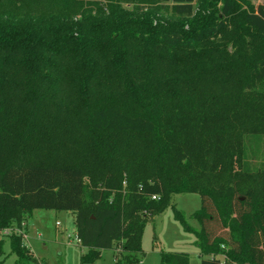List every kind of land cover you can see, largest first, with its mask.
Wrapping results in <instances>:
<instances>
[{
    "label": "trees",
    "instance_id": "16d2710c",
    "mask_svg": "<svg viewBox=\"0 0 264 264\" xmlns=\"http://www.w3.org/2000/svg\"><path fill=\"white\" fill-rule=\"evenodd\" d=\"M108 1L0 21V231L64 211L80 263L119 245L113 264H137L148 219L196 194L197 229L172 212L200 264H264V6L166 0L167 21ZM7 239L16 264L35 262Z\"/></svg>",
    "mask_w": 264,
    "mask_h": 264
},
{
    "label": "rangeland",
    "instance_id": "374dc122",
    "mask_svg": "<svg viewBox=\"0 0 264 264\" xmlns=\"http://www.w3.org/2000/svg\"><path fill=\"white\" fill-rule=\"evenodd\" d=\"M108 0H0V21H21L59 16L95 15L106 12ZM250 6H264V0H249ZM130 15L153 14L155 19L175 21L171 3L166 0H119L117 3ZM200 2L194 4L195 13ZM242 9L247 10L245 5ZM186 28V26H185ZM259 161V160H258ZM257 161V162H258ZM172 207L179 211L188 225L197 229V222L192 214L199 209L200 199L196 194H176L170 198V205L163 212L150 217L145 223L141 237L142 253L137 264H159L161 252L186 253L189 264H200L198 251L194 246V235L184 232L174 220ZM23 230L26 239L22 244L32 252L35 262L29 264H82L80 256L86 253L74 243L73 217L64 211L33 210L25 219ZM8 236L0 235L3 240L0 264H16L15 256L10 253ZM120 256L119 245L113 250L101 251L93 264H113ZM121 264H124L122 259Z\"/></svg>",
    "mask_w": 264,
    "mask_h": 264
},
{
    "label": "built area",
    "instance_id": "2783aa9c",
    "mask_svg": "<svg viewBox=\"0 0 264 264\" xmlns=\"http://www.w3.org/2000/svg\"><path fill=\"white\" fill-rule=\"evenodd\" d=\"M151 199L152 200H157L158 197L157 196H151ZM11 234H14V235H17V236H21V239L25 240L26 239V234L24 233V230H23V223L21 224L20 228L17 227V226H12V227L5 228V229L0 231V235H2V236H9ZM74 243L76 245L79 244V240L77 239L76 235L74 237Z\"/></svg>",
    "mask_w": 264,
    "mask_h": 264
}]
</instances>
